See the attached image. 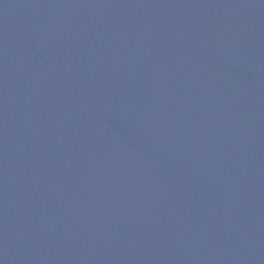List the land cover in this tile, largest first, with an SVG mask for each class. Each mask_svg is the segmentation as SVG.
Returning <instances> with one entry per match:
<instances>
[{"label": "water", "instance_id": "1", "mask_svg": "<svg viewBox=\"0 0 264 264\" xmlns=\"http://www.w3.org/2000/svg\"><path fill=\"white\" fill-rule=\"evenodd\" d=\"M0 264H264V0H0Z\"/></svg>", "mask_w": 264, "mask_h": 264}]
</instances>
